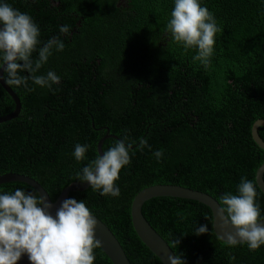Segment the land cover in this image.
<instances>
[{
    "label": "trees",
    "instance_id": "obj_1",
    "mask_svg": "<svg viewBox=\"0 0 264 264\" xmlns=\"http://www.w3.org/2000/svg\"><path fill=\"white\" fill-rule=\"evenodd\" d=\"M221 29L205 68L167 29L174 0H0L31 16L40 31L39 47L54 37L65 44L52 50L36 75L55 72L51 88L35 85L27 71L25 86L8 85L19 96L17 118L0 123V175L33 177L56 200L77 172L98 153L128 137L131 162L115 185L120 195H101L91 187L69 194L83 201L122 244L132 264H163L137 235L131 217L135 195L155 184H177L204 191L219 202L238 194L241 178L256 184V204L264 218V193L256 173L264 149L252 126L264 119V0H199ZM68 25V34L60 27ZM22 63V62H21ZM4 72V79L7 80ZM15 101L0 83V117ZM264 139V127L259 128ZM141 140L151 147L140 150ZM88 145L77 161L75 145ZM162 151L157 160L154 152ZM16 188L38 192L19 181L0 184V194ZM143 214L184 264H264V245L229 247L213 228L205 204L162 196L147 201ZM206 225L208 232L195 229ZM94 264H113L94 249ZM234 258V259H233Z\"/></svg>",
    "mask_w": 264,
    "mask_h": 264
},
{
    "label": "clouds",
    "instance_id": "obj_2",
    "mask_svg": "<svg viewBox=\"0 0 264 264\" xmlns=\"http://www.w3.org/2000/svg\"><path fill=\"white\" fill-rule=\"evenodd\" d=\"M167 29L176 42L184 48H196L194 60L207 68L214 52L215 36L221 29L213 14L202 7L199 0H174ZM68 25L60 32L68 34ZM40 31L30 15L14 9L7 3L0 4V67L7 73L6 83L23 85L28 91V76L19 73L27 71L35 85L51 88L60 77L53 71L36 75L47 63L52 50L62 51L65 44L59 37L51 38L39 47L38 59L33 61L32 53L37 50ZM22 62V63H21ZM128 137L118 140L114 146L98 154L87 166L77 172V179L88 182L101 195L118 197L120 189L115 185L120 170L131 162L127 143ZM151 147L147 140H141L140 150ZM88 145L76 144L74 157L85 158ZM159 160L163 153L154 152ZM256 184L242 177L238 194L225 193L218 215L224 225H231L234 232H225L222 237L229 247L246 242L250 250L264 245V225L260 223V208L255 202ZM51 204L44 197L16 188L13 193L0 194V264H17L23 254L28 255L31 264H94V249L102 246L96 238L97 219L83 201L73 198L62 201L55 215L48 209ZM208 232L206 225L195 229L197 235ZM171 264H184L180 256H169ZM234 259V258H233Z\"/></svg>",
    "mask_w": 264,
    "mask_h": 264
},
{
    "label": "water",
    "instance_id": "obj_3",
    "mask_svg": "<svg viewBox=\"0 0 264 264\" xmlns=\"http://www.w3.org/2000/svg\"><path fill=\"white\" fill-rule=\"evenodd\" d=\"M0 83L4 89L10 94L16 104L15 110L6 116L0 117V123L12 120L17 118L22 109V103L19 96L16 92L6 83L4 79L3 68L0 67ZM264 127V119H258L254 122L252 126V137L258 146L264 149V139L259 133V128ZM107 133L103 138L98 142V153L103 154V143L104 141L112 137ZM24 182L32 186L39 194V196L44 197V199L51 204V208L48 211L55 215L57 209L61 206L63 200L69 197L71 192L75 191H84L90 187L88 182H72L66 188H64L56 200H52L48 191L43 187V185L34 179L31 176L8 172L0 175V184L7 182ZM256 182L260 190L264 193V162L260 165L256 173ZM169 196L177 198H185L190 200H195L201 202L208 206L212 211L213 215V228L215 234L224 242L225 232H234L235 229L229 225L225 226L223 220L218 215V209L222 206L220 202L211 194L197 189H192L190 187H185L177 184H155L148 186L141 191H139L131 205V217L133 227L142 240V242L163 262V264H171L168 257L171 255L173 257L177 256L168 242L156 231V229L150 224L143 214L144 204L156 197ZM92 213V212H91ZM92 215L97 219L98 225L96 228V238L101 241V248L110 258L113 264H132L128 258L122 244L119 239L110 229V227L94 213ZM260 223L264 225V218L261 219ZM246 243V242H242ZM17 264H31V261L28 259V255L25 253L21 256Z\"/></svg>",
    "mask_w": 264,
    "mask_h": 264
}]
</instances>
